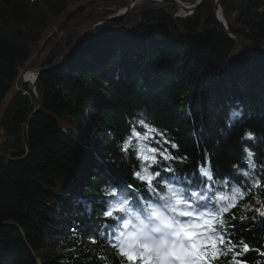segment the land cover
I'll return each instance as SVG.
<instances>
[{"label":"trees","instance_id":"trees-1","mask_svg":"<svg viewBox=\"0 0 264 264\" xmlns=\"http://www.w3.org/2000/svg\"><path fill=\"white\" fill-rule=\"evenodd\" d=\"M84 1L0 0V155L6 158L0 159V264H128L111 246L123 220L103 217L113 199L105 192L117 187L139 208L154 199L150 189L163 192L165 182L186 194L195 189L209 196L222 186L229 194L233 185L241 187L244 198L225 214V245L218 246L231 241L240 252L243 241L249 250L237 260L264 264V217L247 210L257 200L264 205V55L242 50L229 61L235 41L215 18L211 1L182 18L168 5L135 4L123 19L90 31L62 65L39 75L40 110L27 123L33 98L19 76L35 48H50L38 66L49 68L84 28L115 14L75 23L87 13L80 6L56 29L61 38L51 34L70 4ZM116 1L124 8L130 0ZM221 7L228 32L264 45V0H221ZM241 108V115L230 116ZM145 117L179 146L171 149L153 133L143 141L177 157L165 161L157 153L159 163L150 169L161 172L155 188L134 176L140 163L134 150L127 156L120 150L133 127L146 131L135 124ZM98 127L102 143L95 140ZM246 131L255 134V142L242 141ZM244 146L256 153L251 178L233 167L248 170ZM167 165L172 173L164 171ZM200 167H210L212 183L200 179ZM257 179L260 187L253 188ZM114 216L126 218L120 211ZM213 264H234L233 254Z\"/></svg>","mask_w":264,"mask_h":264},{"label":"snow or ice","instance_id":"snow-or-ice-1","mask_svg":"<svg viewBox=\"0 0 264 264\" xmlns=\"http://www.w3.org/2000/svg\"><path fill=\"white\" fill-rule=\"evenodd\" d=\"M235 115V113L232 114V116ZM142 123L147 134L142 135L136 128H132L130 136L124 139L120 150L125 156L129 154V149L134 150L135 158L140 162L139 170L134 172V176L140 181L146 182L149 188H155L159 186V182L157 181L154 184L153 181L161 176V172L158 168L154 171H150V169H153L159 163L157 153L165 161L174 160L177 157L172 155L168 148L161 151L158 148L147 146L143 142L139 143L138 147H133V145H136L138 141L148 140L150 138L149 134L155 133L161 137L164 144L170 145L171 149H178L179 146L175 142L164 139L163 134L156 127L150 126L143 120ZM227 123L231 127V119ZM133 137H135V144H133ZM241 139L242 141L255 142L256 138L251 131H246ZM243 152L246 153L243 162L247 164L248 170L239 168L237 165L233 167L243 177L251 178L254 176L257 167L254 159L256 153L248 146L243 147ZM205 158L207 160V153H205ZM207 162L210 164V160H207ZM164 171L172 173L173 169L171 165H167ZM199 173L202 177H206L208 181H213V173L210 167H200ZM224 185H228L227 180L224 181ZM128 187L131 188L132 185H128ZM252 187L259 188L260 181L258 179L254 180ZM186 191L184 189V202L178 206V213L176 214L181 222L180 235L183 239V242L179 246H172L165 250L153 243H141L138 240L129 239L124 235L121 225H118L114 229L115 235L110 237V239L114 240L111 246L116 249L118 254L128 264H137V261H140V264H213V261L219 259L220 256H227L229 253L233 254L234 264H243V262L237 260V257L245 255L249 250L248 245L244 244L243 241L240 242L243 245L240 252L234 251L238 245L233 244L231 241H228V244L223 249L218 246L225 245L228 221L224 216L231 208L236 207L239 200L244 198L245 192L242 188L233 185L231 187V194H229L223 190L222 186L214 197L207 195L206 192H198L195 189L191 190L188 194H186ZM208 191H211V189H208ZM105 196L113 199L106 202L110 206L102 212L103 217L106 220L111 218L112 221L124 220L123 217L114 216V212H122L119 205L121 201L127 199V193L123 190L118 191L117 187H112L105 192ZM257 203H260V201L257 200ZM248 211H252V209L249 208ZM255 211L259 216L264 217V205L259 209H255ZM181 218L185 219L182 220ZM232 219H236L235 215L232 216ZM240 219L241 221H245L247 216L242 215ZM109 226V224L105 225V227ZM100 234L104 235L103 232ZM92 242L95 243V239Z\"/></svg>","mask_w":264,"mask_h":264},{"label":"clouds","instance_id":"clouds-1","mask_svg":"<svg viewBox=\"0 0 264 264\" xmlns=\"http://www.w3.org/2000/svg\"><path fill=\"white\" fill-rule=\"evenodd\" d=\"M233 113L236 116L241 115L242 108L230 111V116ZM138 115L144 116V113L140 112ZM142 120L145 122L146 117L136 119L135 124L143 128ZM146 134L144 132L142 135ZM253 135L255 136L254 133ZM141 142L143 141H138L133 147H138ZM163 189V192L150 189L155 193L154 199L141 201L139 208L132 206L130 198L121 201L119 207L126 217L121 224L125 236L141 243H153L166 250L172 246H179L183 242L180 235L181 222L176 214L178 213V206L184 202V189L168 182L163 184Z\"/></svg>","mask_w":264,"mask_h":264},{"label":"rangeland","instance_id":"rangeland-1","mask_svg":"<svg viewBox=\"0 0 264 264\" xmlns=\"http://www.w3.org/2000/svg\"><path fill=\"white\" fill-rule=\"evenodd\" d=\"M179 1L182 2V3L194 4L198 0H195V1L194 0H179ZM207 1H211L213 3L214 9L216 8V4H217L216 3V0H205L203 2V4L205 2H207ZM144 2H146V1H141L140 4H143ZM80 6H85L86 7V10H87V13L85 12V14L81 18L77 19L75 21V23L78 22V21H81V20L85 19V16L86 17H89V16H92V15H102L105 12H108V11H114L115 14H117L119 12V10L121 9L120 6H122V3H121V1H116V0H88L86 2L84 1V2H80V3L72 2L70 4V6L68 7V9L55 21L54 26H53V29H52L53 31L51 32V34L56 33L57 34V37L61 38L62 33L57 32L56 29H59L60 25L67 21V19L69 18V14L75 12V10L77 8H79ZM171 7H174V6H171ZM187 14H188L187 12H185L184 14H178V10H177L176 7H174V11L172 13V15L175 18H182V17H184ZM123 18H121V19H123ZM99 21H96V22H99ZM96 22H94V23H96ZM101 24L102 23L98 24L97 26H99ZM233 28H237V29H240V31H242V29L240 27H238L237 25H234ZM243 31H242V34H245V36H246L247 34L244 33ZM234 40H235V45H237L236 48H235V50H234V53H233L234 55L240 54L245 47H251V46H253L252 41L247 40V39H243L241 36H238V37L235 36V39ZM254 46H256V45H254ZM262 46H264V45L257 46V47H262ZM49 50H50V48L46 49V51H43L42 45H39L37 48H35L32 57L30 58V60L24 66V70L21 72V74L19 76V80H21L22 78L24 79V75L26 73H34V72H32L33 70L39 69L38 66L43 62V60L46 57V55H47V53H48ZM41 51H43V52H41ZM232 57H233V55H230L229 58L231 59ZM230 59H229V61H230ZM229 61H228V64H227L226 68H228V66L230 64ZM11 96H12V93H10L8 97L10 98ZM87 116L89 118H92L91 120H93V112L92 111H89L87 113ZM96 124H98V123L95 122V125ZM104 138H105V135H104L103 130L100 127H98L97 131L95 132V140L96 141H99L100 143H102L104 141ZM261 206L262 205L260 203H256L253 206L247 207V210L250 208V209H252V212H256L255 209H259V208H261Z\"/></svg>","mask_w":264,"mask_h":264},{"label":"water","instance_id":"water-1","mask_svg":"<svg viewBox=\"0 0 264 264\" xmlns=\"http://www.w3.org/2000/svg\"><path fill=\"white\" fill-rule=\"evenodd\" d=\"M141 1H146L149 4L155 5V6H174L177 8L178 10V14H184L185 12H187L188 14L185 15L184 17L190 16L192 13H194L198 7H200L203 2L205 0H198L196 3L194 4H187V3H182L179 0H130L127 5L121 10V12H118L117 14L112 15L111 17L105 18L100 20L99 22L96 23H92L89 26H87L84 31L82 32V34L80 35V37L73 43V45L62 55V57L51 67L46 68V69H37V70H33L32 72H34L35 78L33 80L32 83H29L27 81H25L23 78L20 80V84L24 85L26 87H28L29 93L33 98V105H34V109L32 114L28 117L27 119V123L31 120V118L36 115L39 110H40V105H39V101L37 99L36 93H35V82L38 79L39 75L45 71L51 70L55 67H58L60 65H62L63 61L75 50L76 46L87 37L88 33L90 31H92V29H94L98 24L100 23H104L106 21H116L119 20L121 18H123L124 16H126V14L132 9V7L141 2ZM216 8L214 9V16L217 19V21L220 23V25L225 29V31L228 33V36L232 39H235V36L228 32V28L226 25V21H225V15L223 13L222 7H221V1L220 0H216ZM243 50H249L250 52H253L255 54H259V55H264V46L262 47H257V46H251V47H245ZM237 55L233 56L230 60L234 59L235 57H237ZM27 123L25 124V129L27 127ZM25 151L26 153H28L29 151V147H28V141L27 138L25 136ZM0 159H6L5 157H3L2 155H0ZM23 159L20 160H8L9 162H14V163H19L20 161H22Z\"/></svg>","mask_w":264,"mask_h":264},{"label":"bare ground","instance_id":"bare-ground-1","mask_svg":"<svg viewBox=\"0 0 264 264\" xmlns=\"http://www.w3.org/2000/svg\"><path fill=\"white\" fill-rule=\"evenodd\" d=\"M141 2H139V3H137V4H140ZM136 4V5H137ZM123 8H121L120 10H119V12H121V10H122ZM236 46L237 45H235V47H234V49H233V51H232V53H231V55H233V56H235L233 53H234V50H235V48H236ZM35 73H26L25 75H24V80L25 81H27V82H29V83H32L33 82V80H34V78H35Z\"/></svg>","mask_w":264,"mask_h":264}]
</instances>
